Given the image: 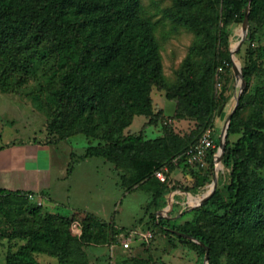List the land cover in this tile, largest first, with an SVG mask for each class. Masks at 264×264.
<instances>
[{"label": "rangeland", "instance_id": "374dc122", "mask_svg": "<svg viewBox=\"0 0 264 264\" xmlns=\"http://www.w3.org/2000/svg\"><path fill=\"white\" fill-rule=\"evenodd\" d=\"M66 12L65 20H86V27L77 35L53 31L38 48L44 57L36 70L25 72L20 64L27 54L23 46H0V188L28 193L0 198V264H206L157 226L160 194L162 210L173 202L164 212L170 226L192 224L215 239L220 264H235L243 250L233 234L214 218L188 210L208 194L214 179L223 203L229 201L224 151L209 169L190 164L185 152L207 131L218 151L230 119L233 131L241 132L228 134L231 145L245 125L263 126L245 151L253 148L264 155V0H256L247 29L243 22L225 29L222 0H140L135 17L120 23L91 0L82 9L68 6ZM145 22L157 45L162 75L175 86L193 80V103L169 100L163 83L149 85L142 70L133 68L148 47L132 38V28ZM118 28L127 31L114 44L111 59L73 78L82 86L106 81L103 100L67 107L64 122L54 127L62 78L75 68L84 42L98 46L90 54L93 62L116 42ZM235 44L240 52L229 63L225 60ZM250 64L255 68L251 81L242 86L239 67ZM240 94L242 107L234 117ZM127 136L142 141L113 146ZM91 146L101 148L104 156L83 160ZM197 174L209 181L195 189ZM246 180L261 193L264 219V167L248 164ZM64 210L94 218L88 244L81 237V218L70 222L58 215ZM148 232L153 235L149 241L144 237ZM58 245L67 249L64 259L57 256Z\"/></svg>", "mask_w": 264, "mask_h": 264}, {"label": "trees", "instance_id": "16d2710c", "mask_svg": "<svg viewBox=\"0 0 264 264\" xmlns=\"http://www.w3.org/2000/svg\"><path fill=\"white\" fill-rule=\"evenodd\" d=\"M87 1L0 0V46L7 42L23 46L27 54L20 64H22L25 72L36 70L40 64V60L44 57V53L41 50L38 51V48L43 42L53 36V31L64 29L65 32L77 35L86 27V20L72 22L70 19L65 20L64 18H66L68 6H79V9H82ZM91 2L96 7L100 5L102 9L110 14L114 13V21L120 23L126 17H135L140 0H123L121 4H117L111 0L107 2L91 0ZM222 4L223 23L226 30L237 22L244 21L247 6L249 7L248 22L252 21L256 0H222ZM126 31V28H118L116 31V42L109 46L103 54L100 53L99 57L94 59L93 62H90V54L98 46L97 44L96 46H90L91 42H84L81 58L76 62L75 68L66 73L62 78L63 85L59 94V105L53 119L54 127L64 122V114L67 107L81 108L83 104L92 106L95 100L96 102L103 100L102 88L106 85V81L92 80L87 85L82 86L74 82L73 78L76 73L85 72L90 65L99 67L103 63L108 62L114 54L112 52L114 44L125 38ZM132 33V38L142 39L148 47L147 51L138 54V57L133 61V68L142 70L143 77L149 82V85L163 83V88L167 91V98L169 100L179 98L187 103H193L196 89L193 80L188 79L185 83L175 86L169 84L162 75L157 45L154 38L149 37L151 34H149L150 30H148L147 22L140 27L133 26ZM31 49L35 50L29 52ZM239 52V46L233 48L234 54H239ZM225 61L231 63V56H228ZM254 69V65L251 64L242 69L246 84L250 83ZM148 101L150 103L149 99ZM242 102L243 97L241 96L238 107L233 115L234 117L238 115V111L242 107ZM233 125L234 121L231 120L228 134L241 133L239 130L233 131ZM262 128L263 126L259 124L245 125L242 136L234 145H231L227 136L223 163L229 169L230 174V184L228 187L229 201L223 203L218 189L215 188L214 192L206 201L193 203L188 209L190 212L202 213L214 218L228 230V234H233V240L243 250L242 258L237 260L238 263L237 261L234 262L235 264H264V219L260 217L259 213L261 193L246 180L247 165L255 164L258 167H264V155L256 153L253 148L245 151L246 143H251L253 134L261 135L260 129ZM1 138L2 135L0 134ZM141 141V137L127 136L119 139L113 146L116 148H125L136 145ZM195 143L189 146L186 152ZM216 151V149L212 150L207 155L206 161L209 162L210 160L211 165H207L206 162L205 167L196 166L203 169L211 168L214 165L213 157ZM102 156L104 155L101 148L91 146L87 149L83 160ZM208 181L206 177L197 174L194 188L198 189L203 187L207 185ZM7 195L27 197L28 193L22 191L12 192L0 188V198ZM163 196L164 194H160L156 200L158 211H161L165 207L160 199ZM221 211L224 214L218 216V213ZM58 215L70 222L76 218H81L79 219L82 225L81 237L85 244L89 243L90 231L95 221L91 215L72 210H64ZM154 220L157 222L158 227L172 233L181 244L195 252L198 258H205L208 248V264H220L216 256L217 244L212 236H207L203 231L193 228L190 223H186L180 228L172 227L168 224L166 214L164 213L159 214ZM177 232L180 234H177ZM56 249L57 256L60 259H64L67 251L66 247L64 245H58ZM8 264H13L12 260H8Z\"/></svg>", "mask_w": 264, "mask_h": 264}, {"label": "built area", "instance_id": "2783aa9c", "mask_svg": "<svg viewBox=\"0 0 264 264\" xmlns=\"http://www.w3.org/2000/svg\"><path fill=\"white\" fill-rule=\"evenodd\" d=\"M216 149V141L211 131L204 133L200 139L186 152L187 161L192 165H199L201 167L206 166V158L210 151ZM217 152H215L213 160L216 164ZM158 177L161 180H165L162 173H158ZM146 240H152L153 235L148 232L144 235ZM124 248H129V243L127 241L122 242Z\"/></svg>", "mask_w": 264, "mask_h": 264}, {"label": "water", "instance_id": "95a60500", "mask_svg": "<svg viewBox=\"0 0 264 264\" xmlns=\"http://www.w3.org/2000/svg\"><path fill=\"white\" fill-rule=\"evenodd\" d=\"M248 12H249V7L247 6V8H246V10H245L244 21H243V25H244V28H245V29H247V27H248ZM237 46H238V44H235V45H233V46L231 47V49H230L231 58H233V57L235 56V54L233 53V48H234V47H237ZM239 72H240V74H241V75H240L241 85L243 86L245 82H244V78H243V74H242V69H241L240 67H239ZM240 98H241V94L238 96L236 108H237V106H238V104H239V100H240ZM236 108H235V110L233 111V114L235 113ZM229 123H230V119H229V121H228V123H227V125H226V128H225V131H224L223 142H222V144L220 145V147H219V149H218V151H217L216 165H217V163H219V161H220V156H221L222 152L224 151L225 143H226L227 136H228V132H227V131H228V128H229ZM215 184H216V179H214V181H213V183H212V185H211V189H210V191L208 192V194H207L204 198H202V199L195 200V202H196V203H199V202H204V201H206V200L211 196V194L213 193V191H214V189H215ZM172 204H173V202H171V204L166 208V210H161V211H160V214H161V213H164V212H167V211L169 210V207L172 206ZM177 234H180V233L177 232ZM208 261H209V249L207 248V253H206V256H205V262H206V264H208Z\"/></svg>", "mask_w": 264, "mask_h": 264}]
</instances>
